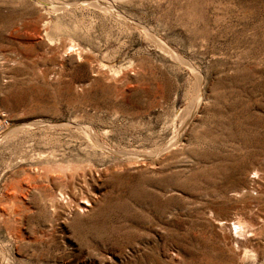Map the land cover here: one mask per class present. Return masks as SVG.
Segmentation results:
<instances>
[{"label":"rangeland","instance_id":"374dc122","mask_svg":"<svg viewBox=\"0 0 264 264\" xmlns=\"http://www.w3.org/2000/svg\"><path fill=\"white\" fill-rule=\"evenodd\" d=\"M0 264H264V0H0Z\"/></svg>","mask_w":264,"mask_h":264},{"label":"bare ground","instance_id":"6f19581e","mask_svg":"<svg viewBox=\"0 0 264 264\" xmlns=\"http://www.w3.org/2000/svg\"><path fill=\"white\" fill-rule=\"evenodd\" d=\"M237 225H238L239 228L241 227V226L239 225V223H237ZM238 227H237V228H238Z\"/></svg>","mask_w":264,"mask_h":264}]
</instances>
